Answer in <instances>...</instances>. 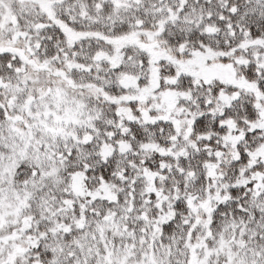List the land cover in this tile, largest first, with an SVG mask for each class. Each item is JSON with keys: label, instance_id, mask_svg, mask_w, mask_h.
<instances>
[{"label": "snow or ice", "instance_id": "snow-or-ice-1", "mask_svg": "<svg viewBox=\"0 0 264 264\" xmlns=\"http://www.w3.org/2000/svg\"><path fill=\"white\" fill-rule=\"evenodd\" d=\"M0 264H264V0H0Z\"/></svg>", "mask_w": 264, "mask_h": 264}]
</instances>
